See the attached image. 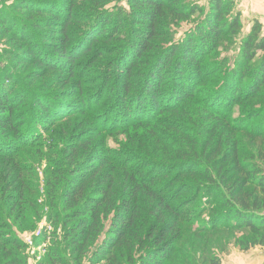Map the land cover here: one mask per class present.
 <instances>
[{
    "label": "trees",
    "instance_id": "obj_1",
    "mask_svg": "<svg viewBox=\"0 0 264 264\" xmlns=\"http://www.w3.org/2000/svg\"><path fill=\"white\" fill-rule=\"evenodd\" d=\"M77 1L14 0L9 8H0V33L9 31L26 47L12 51L14 62L33 61L68 76L66 82L74 81L72 93L78 100L72 105L63 101L67 93L46 95L33 89V82L23 81L9 57L0 60V212L6 206L11 215L36 202L26 196L25 182L15 188L17 196L9 193L26 171L21 167L24 160H18L23 151L40 150V140L56 123L84 117L69 128L74 132L78 126L82 132L77 135L79 143L68 145L65 154L67 159L78 157L80 164L53 162L48 181L56 190L65 183L62 197L67 201L66 217L72 220L71 241L77 247L84 252L90 248L103 219L113 214L112 228L96 258L119 264L115 250L143 234L149 217L153 222L144 236L152 244L140 263L166 264L180 241L172 234L184 221L187 207L202 198L209 205L215 196L224 208V226L249 229L251 239L244 250L264 246L262 23L254 20L232 60L217 59L220 40L237 37L243 28L241 12L233 11L228 0H210L209 13L181 0H128L130 12L106 9L112 0H83L91 7L80 15ZM19 11L49 17L32 27ZM195 13L202 19L185 39L168 41L170 34L161 27L164 20L191 18ZM52 26L59 27V34L51 36L57 42L48 45L40 32ZM96 44L101 45L99 50ZM110 52L113 58L99 64ZM79 61L83 68H78ZM198 103L201 107H194ZM237 106L242 110L235 118ZM85 126L90 128L84 130ZM116 134L126 136V148L108 145L107 137L117 139ZM243 134L260 145L251 148ZM106 167L115 174L101 179ZM9 172L13 181L3 185L2 176ZM121 172L129 188L120 198L114 186ZM190 176L200 182H180ZM95 178L100 180L97 189L92 187ZM142 203L147 214L141 212ZM206 211L201 206L199 214ZM5 225L0 215L4 247L0 264H26L23 245L14 236L6 237L1 230ZM139 242L143 245V238Z\"/></svg>",
    "mask_w": 264,
    "mask_h": 264
},
{
    "label": "rangeland",
    "instance_id": "obj_2",
    "mask_svg": "<svg viewBox=\"0 0 264 264\" xmlns=\"http://www.w3.org/2000/svg\"><path fill=\"white\" fill-rule=\"evenodd\" d=\"M13 1L14 0H0V8H9V5ZM228 1L233 3V11L241 12L243 28L240 31V35L237 37L232 38L233 36H225V38L220 40L217 59L228 57L232 60L239 51L238 46L241 39L250 32L254 20L258 19L262 23L264 30V0ZM209 2L210 0H181L180 3L205 9V11L209 13L211 8ZM90 7L91 5L89 2L78 0L75 7L77 8V15L86 14ZM105 7L106 9L108 8L115 11L124 10L125 12H130L132 6L128 0H121L119 2L118 0H112L110 3H107ZM18 13L26 20H29L32 27L37 24V21H42L49 17V15H33L25 11H19ZM190 17L191 18H178L176 16H168L167 20H164L161 27H163L162 30L164 32L170 34L168 41L181 43L188 32L193 30L196 23L202 19V15L199 13H195V15ZM89 23L90 22H87V25ZM142 26L147 28L146 25ZM58 30L59 27L55 26L42 29L40 33L46 36L44 37V42L48 45L56 43L57 39L51 36H57L59 34ZM100 47L101 45L99 44L95 46L97 50H99ZM25 48V45L21 43V41L15 39L9 31L0 33V60L6 61L9 57L11 62L16 64V68L19 70L18 73L22 75L23 81L26 82L29 80L33 82V89L38 88L39 92L46 95L67 93L65 97H63L64 95H60L63 97V101H69L68 103L76 105L78 100L72 93L74 81L70 80V82L67 83L66 81H69V79H67L68 76L44 69L33 63V61L20 65L14 62L15 59L14 55L11 54L12 51L23 52ZM96 52L98 53L99 51ZM111 58H113L112 52H110V54L108 53L106 56L103 55L102 58L99 59V64L107 63L106 61ZM83 60L82 62H84ZM213 61L214 60H211L210 63ZM80 64L81 61L77 64L79 65L78 68H83L82 64ZM94 66L99 68L98 64ZM199 106L200 103L194 105V107L197 108ZM241 110L242 107L237 106L233 117L238 118ZM82 118L84 117H74L64 122L56 123L52 130L45 133L44 137L40 140L41 148L38 150L39 152L36 149H25L21 155L22 157L18 159L21 161L24 160L21 167L24 166L26 171L22 173V180L17 181L13 188L9 190V193L17 196L18 192H16L17 189L15 188L20 186L19 183L25 182L27 185L26 196H29V198H32L36 202L33 204L31 202L26 203L27 205L22 207L21 212L16 209L11 215H9V211L4 205V210L0 212V215L8 225H5L6 229L1 230L5 231V234H7L6 237L14 236L19 239L23 245L22 255L26 258V264H111L113 261L106 257L96 258L99 249L104 244L103 241L105 237L112 228L113 214L109 215L107 219H103V228H101V232L99 235L94 236L92 241L93 245L88 249L86 248L84 252L83 249L77 247L78 244L71 241L73 236L70 230L72 220L66 217L69 212L65 207L67 201L62 197L65 183H62V187L57 190L53 186L51 187L48 185V181L51 182L49 180L51 178V171L49 170L50 164L52 165L53 162H62L68 166L70 165V167L76 163L80 164V159L78 157L76 159H67V155L65 154L68 152V145L79 143L77 135L82 131L80 132L78 126L74 132L70 131L69 128L71 126L74 127ZM52 119L53 118H51V120ZM89 126H85L84 130L90 128ZM68 133L75 136L68 139ZM115 136H117V139H114L113 135L107 137L108 145L116 148L125 147V142L127 141L126 136L124 134H116ZM241 137L244 141L251 143V148L255 147L256 149L258 145H260V142H257L256 139L251 140L246 134L241 135ZM178 139L181 140V136H179ZM74 140H77V142H73ZM96 147L100 149L98 145H96ZM171 155L173 156L174 154ZM159 159L162 160V158ZM109 169L111 168L106 167L105 170H103L104 176L101 179H105V176H114L115 172ZM13 177L14 174L10 172L7 175H3L1 180L3 185L12 183ZM126 180V177H124L121 172L118 179L119 184L116 183V187L114 186V189L116 188L117 197H123L129 188V182ZM98 181L100 180L95 178L92 187H96L97 189L98 186H100ZM189 181L196 183L200 182L199 178L191 176L181 178L180 182L189 183ZM247 191L248 190L245 192ZM216 198L218 197L215 196L209 205L208 201L202 198L195 204L187 207V215L185 219H183L184 221L177 224V228L172 234L173 236L176 234L178 238L180 237V241L177 243L175 253L173 252V255L169 256L166 264H264V246L244 250L248 241L251 239L249 229H234L224 226V219L221 218L224 208H222V205L215 202ZM143 203L146 204V202ZM143 203L141 204V206H143L141 212L147 214ZM201 206L207 208V211L199 214ZM195 214H197L196 217H194ZM146 219L145 224L147 227L143 229V234L141 233L136 238H128L125 246L121 250H115L117 252L116 256L118 257V261L117 258L114 260L118 263L120 262L119 264H141L143 253L147 248H150L152 244L148 239V235L145 237L144 234L146 230H149L148 228L150 226L148 224H151L153 220L149 217ZM187 219L189 220L185 222ZM143 223H141L140 226L144 225ZM218 223L220 225L216 226ZM157 225L158 228L161 227L160 222ZM156 233H158V230ZM156 233H154V235ZM177 233H179V235ZM75 234H77L76 231ZM140 238L144 240L143 245L139 242ZM3 250L4 247L0 243V257L1 251Z\"/></svg>",
    "mask_w": 264,
    "mask_h": 264
}]
</instances>
